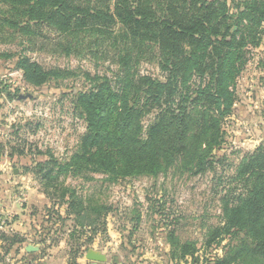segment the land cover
Segmentation results:
<instances>
[{
	"label": "trees",
	"instance_id": "trees-1",
	"mask_svg": "<svg viewBox=\"0 0 264 264\" xmlns=\"http://www.w3.org/2000/svg\"><path fill=\"white\" fill-rule=\"evenodd\" d=\"M0 4L5 7L0 8L1 28L29 41L36 34L32 27L49 28L58 36L60 52L78 59L106 57L111 49L120 70L115 85L106 75L85 73L89 86L77 90L73 99L84 132L68 155L57 157L47 150V158L33 168L50 202L48 220L61 227L71 220L67 237L83 239L70 252L69 264H77L76 258L89 248L96 234L91 225L99 223L96 226L105 232L109 207L65 185V177L90 180V174L101 173L108 181L120 182L154 177L169 168L197 175L223 160L216 151L237 102L238 78L262 44L264 0H0ZM15 63L23 80L36 87L72 73L42 67L27 56L17 55ZM143 63H156L162 76L140 72ZM5 93L8 99L15 97L14 92ZM23 152L20 149L19 154ZM231 181L233 192L225 191L220 200L221 224L203 234L201 255L195 242H181L173 231L165 234L171 264L187 257L190 264H264V143L241 157ZM123 234L126 242L121 247L127 244L132 250L135 233ZM51 236L42 233L35 241L49 240L52 245L61 238ZM0 241L8 253L25 238L0 232Z\"/></svg>",
	"mask_w": 264,
	"mask_h": 264
},
{
	"label": "rangeland",
	"instance_id": "rangeland-1",
	"mask_svg": "<svg viewBox=\"0 0 264 264\" xmlns=\"http://www.w3.org/2000/svg\"><path fill=\"white\" fill-rule=\"evenodd\" d=\"M0 8L5 7L0 4ZM32 28L36 34L32 35V41H29L24 35L0 27V202H4L2 200L5 198L10 203L16 201L17 209L19 204L24 207L27 232L21 234L27 238L26 242L34 241L35 236L42 234L38 231L42 232L50 225L46 218L50 202L44 196L39 179L33 172H36L33 169L35 164L47 158V150L54 156L65 157L84 132V122L73 110V99L77 90L89 86L90 81L86 79L85 73L89 76L106 75L113 85L120 75L113 50H106V57L100 58H93L92 55H85L88 58L84 59L73 55L66 56L60 52L61 48L57 45V34L46 27ZM260 51L253 53L260 58ZM17 55L27 56L42 67H59L72 73L64 78L51 79L41 86H32L23 80L21 71L15 67ZM251 59L236 85L237 102L243 106L247 101L245 97L250 95L246 94L248 86L245 79L258 75L253 71L256 67L251 64ZM140 72L162 76L156 63H143ZM5 90L14 92L15 97L8 99ZM26 94L31 97L19 98V95ZM230 117L224 123L225 136L222 147L216 151L223 160L216 163L213 170L205 173L189 175L176 168H169L154 177H128L120 182L108 181L101 173L90 174L93 177L90 180L77 176L65 177V185L74 188L80 195L91 197L93 201L109 207L105 217V232L101 231L100 226H96L99 223L91 225V228H96L95 233H100L101 237L107 240L108 245H103L102 248L108 253L106 254L112 264H171L168 257L169 245L165 241V234L170 231H173L181 242H195L199 247L197 253H203V250H200L203 234L211 227L221 224V197L227 190L233 192L235 184L231 178L235 166L245 153L254 150L261 143L248 149L246 143L252 144L248 140L253 129L244 124L245 121L236 123L235 119ZM144 123H147V119ZM256 134L261 133L257 130ZM245 135L247 137H243ZM241 137L247 139L240 144L238 141ZM20 149L24 151L21 155ZM4 178L7 181H4ZM44 201H47L49 206ZM15 216L11 208L8 213L0 210V226H7L9 219L13 220ZM10 227L14 230L18 225L9 223L7 229L10 230ZM72 227L73 222L67 220L64 226L58 227L61 229L59 233L51 232V237L63 236L61 244L58 243L62 248L58 249L57 244L51 249L57 248L56 258L59 261L66 259L67 264L75 249L74 245L83 241L82 238L73 241L67 237L66 233H69ZM85 231H88V228ZM104 233L110 235L109 239ZM123 233H135L132 237V250V246L127 244L125 248L121 247V244L126 242V235ZM211 252L220 253L221 250L212 249ZM47 253L48 250L43 246L38 255H44L37 263L46 264L50 261ZM16 257L11 251L6 253L2 249L0 264L16 263ZM190 261L191 258L187 257L183 260L175 259L172 264H190Z\"/></svg>",
	"mask_w": 264,
	"mask_h": 264
},
{
	"label": "crops",
	"instance_id": "crops-1",
	"mask_svg": "<svg viewBox=\"0 0 264 264\" xmlns=\"http://www.w3.org/2000/svg\"><path fill=\"white\" fill-rule=\"evenodd\" d=\"M258 50H261L260 52L262 53V54L260 53V58L257 57L256 54L252 53L253 58L251 59V61H252L251 64H254L256 67V68H253V71L257 72L258 75H257V77L249 76V77H246V79H245L246 85L248 86V88L246 87V94L247 95L250 94V95L248 98L245 97V99L247 101L244 103L245 104L244 106L241 105L239 102L235 103L233 113L230 117V118L235 119L236 123L237 122L243 123L245 121L244 124H248L249 128L253 129L252 134H251L252 136L248 140L252 144L246 143L248 145V149L254 148L255 145L259 144L260 142L264 143V113H263V106H264V36H263L262 44L258 48L254 49L253 52H255V51L257 52ZM257 58H258V61H257ZM257 64H258V66H256ZM254 126H257L258 128H254ZM257 130L260 131V133H261L260 135L256 134ZM248 135H250V134H248ZM236 137H235V139H236ZM243 137H247V136L245 135ZM239 139L240 140L238 142L241 144L243 141H246L245 139H247V138L241 137ZM0 171H1V169H0ZM4 181H7V179L4 178ZM41 196H42V198H45L44 197L45 195L44 196L41 195ZM2 201H4V202H0V210L2 212L5 211L6 213H8L9 208H11V211H13L14 215H16V216L14 217L13 220H11V218L9 219L7 226H4V227L0 226V232H4L6 234L7 233L11 234L13 232H17L22 237L25 238V241L21 245H18V244L14 245L12 247V249L10 250L14 255L17 256L16 258L18 259V262L13 263V264H39L37 262H39L40 258H42L44 254L41 257L38 254H40L43 246H45L46 249L48 250L47 255H48L49 260H50V261L46 262V264H67L66 259H64V260L62 259L59 261L58 258H56V256H55L56 249L62 248L61 245H59L58 243L60 242V240L62 239L63 236H61V238L58 240V242L56 244H52V245H50L49 240H46L45 243H38L34 240L31 243L39 246L38 251L32 252V253L26 252L24 250V246L26 243H28V242H26L27 238L23 234H21V233L27 232L26 228H25V221H24L25 216L23 213L24 207L21 206V204H19L20 207H19V209H17V208H15L18 206L17 204H15L16 201H12L10 203V202L6 201L5 198ZM47 201H48V199H47ZM47 201H44V203H46L47 206H49ZM48 217L49 216L46 215L47 222H49L50 225L45 227L42 232L38 231V233H51L52 231H53L52 233H54L55 229H57L58 227H61L59 225L58 221H55V223H53V221L51 220L53 223L52 224L48 220L49 219ZM9 223H12L14 225H18V227H16L14 230L12 227H10V230H9V229H7L9 227ZM3 228H6V230H4ZM56 233H59V232H56ZM105 234L108 235V239H109L110 235L108 233H105ZM36 237L37 236H35V239H36ZM100 239H102V240H100ZM57 244L59 246H57ZM60 244H61V242H60ZM103 245H108L107 240L105 241L101 237L100 233H96L92 239L91 247H89V248L97 249V250L106 254L107 252L104 251L102 248ZM54 246L55 247L57 246V248L55 250L51 249ZM1 251H2V248H1V241H0V253H1ZM85 252H86V250L82 253V256L80 255V258L78 256V258L76 259L77 264H91L90 261H88L84 258ZM108 259H109V257L107 255V261L106 262H99L97 264H112V260L111 259L108 260ZM59 262H61V263H59ZM40 264H42V263H40Z\"/></svg>",
	"mask_w": 264,
	"mask_h": 264
},
{
	"label": "water",
	"instance_id": "water-1",
	"mask_svg": "<svg viewBox=\"0 0 264 264\" xmlns=\"http://www.w3.org/2000/svg\"><path fill=\"white\" fill-rule=\"evenodd\" d=\"M26 97H31V95L30 94L19 95V98H26ZM38 249L39 246L36 244H32L31 242L26 243L24 246V250L28 253L36 252L38 251ZM84 258L90 261L91 264H97L99 262L107 261V255L94 248H88L84 253Z\"/></svg>",
	"mask_w": 264,
	"mask_h": 264
},
{
	"label": "built area",
	"instance_id": "built-area-1",
	"mask_svg": "<svg viewBox=\"0 0 264 264\" xmlns=\"http://www.w3.org/2000/svg\"><path fill=\"white\" fill-rule=\"evenodd\" d=\"M264 110V109H263Z\"/></svg>",
	"mask_w": 264,
	"mask_h": 264
}]
</instances>
